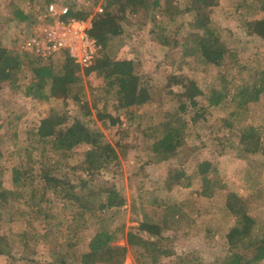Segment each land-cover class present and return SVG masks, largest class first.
Returning <instances> with one entry per match:
<instances>
[{
	"label": "rangeland",
	"instance_id": "rangeland-1",
	"mask_svg": "<svg viewBox=\"0 0 264 264\" xmlns=\"http://www.w3.org/2000/svg\"><path fill=\"white\" fill-rule=\"evenodd\" d=\"M51 2L58 7L70 4L89 7L93 10L91 14L102 5V0ZM186 2L162 0L156 8L129 10L122 21L123 33L112 42L114 56L135 59L137 77L153 90L152 100L133 108L130 114L117 111L113 105L114 94L106 92V81L95 72L84 76L83 99L91 103L95 99L100 105L104 98L109 102V110L115 117L108 126L99 120L97 126L114 144L120 159L119 164L110 163L95 180H89L88 186L98 189L114 184L125 195L126 203L103 210H81L72 218L76 205H63L53 189H49L39 213L31 203V186H25L17 194L9 192L7 203H0V243L5 249L0 253V264H42L49 260L54 264L56 256L67 251L69 238L75 235L81 252H87V241L98 228L114 231L117 236L114 243L128 247L126 263H136L137 245L145 244L151 248L152 256L164 264H210L226 253L231 229L243 224L246 215L255 218L250 237L254 239L262 232L264 150L243 155L240 127L247 122L264 126V93L244 105L238 104L236 95L243 87L251 86L259 70L264 68V39L248 32L250 21L264 16V10L257 8L252 0H219L212 8L211 18L227 51L220 63H214L196 54L183 56L184 42L190 39L189 45H193L199 30L195 27L194 12L185 10ZM14 4L32 10L38 22L33 25L30 21L5 18ZM48 6L45 0H0V44L28 50L26 47L35 31L39 33L49 20ZM175 37L177 42L173 40ZM61 54L57 52L50 57L56 66ZM171 73L195 79L205 91L217 87L225 88L229 94L218 105H209L201 97L198 107L204 105L202 108L196 110L190 105L191 108L176 114L182 117H168V112L178 110L182 91L179 84L172 86L175 92L165 87ZM30 77L31 71L25 70L18 81L0 84V183L7 190L13 189L12 167L17 162L31 168L30 172L60 173L82 160L89 146L79 142L69 151L44 152L35 139L27 137V131L42 116L66 110L61 97L37 100L26 96L17 83H26ZM91 88L97 89L95 94ZM70 106L80 111L79 104L70 103ZM10 113L21 115L16 126L17 137L11 133L13 129L8 123ZM224 117L233 121L231 126L226 125ZM10 119L14 117L11 115ZM73 119L74 111L69 122ZM164 120L172 124L187 123L186 135L171 159L156 162L149 144L151 138H147L145 130L159 135L160 123ZM261 140L264 147V132ZM204 160L210 164L202 170L200 165ZM175 167L184 169L190 176L188 185L170 184L168 174ZM104 196L102 192L100 197ZM146 212L166 220L162 240L138 228L139 218ZM45 213L51 217L45 218ZM54 215L64 223L55 237ZM128 233L134 243H130ZM101 255L97 254L96 258ZM93 259L85 255L83 263L72 258L68 264H92ZM246 264H264V258Z\"/></svg>",
	"mask_w": 264,
	"mask_h": 264
},
{
	"label": "trees",
	"instance_id": "trees-1",
	"mask_svg": "<svg viewBox=\"0 0 264 264\" xmlns=\"http://www.w3.org/2000/svg\"><path fill=\"white\" fill-rule=\"evenodd\" d=\"M252 1L255 2L257 8L264 10V0ZM45 2L48 5L51 0H45ZM218 2L219 0H187L185 10L194 12L195 27L199 30L193 38V45H189L190 39L184 42L183 56L196 54L206 62L214 63H220L224 59L227 47L219 31L212 24L211 18L212 8ZM101 4L102 10H97L94 13L92 26L89 29L90 34L99 42L100 48L93 62L86 67H81L66 50L62 51L61 61L56 66L52 58L46 59L30 50L13 49L0 44V84L6 81L16 82L21 73L29 70L31 71L29 81L23 84L17 83L19 89L26 96L37 100H47L52 96L61 97L66 105V110L54 111L42 116L38 123L27 131V137L31 136L35 139L44 152L49 149L69 151L79 142H86L89 145L82 160L60 173L54 171L53 174L49 170L40 173L30 172L31 168L22 162H17L12 167L13 189L7 190L0 183V203H7L9 192L17 194L28 185L31 186V203L36 207L34 210L36 213L40 212L41 204L47 198L49 189H53L54 194L63 200V205L69 203L76 205V210L71 213L72 218L81 210H103L126 203L125 195L114 184L100 186L98 189L88 186L89 180H95L97 175H100L110 163L119 164L120 159L114 144L107 139L102 128L97 126L98 120L105 126L112 123L115 116L109 110V102L104 98V102L100 105L95 99L92 103L87 98L83 99V94L85 96L84 76L95 72L106 81V92L114 94L113 105L117 111L130 114L133 112V108L152 100L153 90L137 77L135 59L114 56L111 53V46L113 40L123 33L122 21L126 18L129 10H148L149 6L156 8L162 4V0H102ZM92 11L89 7L70 4L66 15L87 18ZM5 18L19 22L30 21L33 25L38 22L32 10H26L17 4L10 6ZM1 21L2 17H0ZM248 32L264 39V16L250 21ZM37 33L38 31H35V34ZM173 40L177 42L178 39L175 37ZM167 79L165 87L170 92H175L172 87L174 84H179L182 87L179 94L181 104L175 112H168L166 114L168 117L175 116L181 111L184 112L187 108L196 107V110L202 108L204 105L198 107L201 97H204L209 105H218L229 94L225 88L211 87L205 91L195 79H187L176 73L169 74ZM96 90L91 88L93 93ZM263 93L264 68L259 70L258 77L251 86L243 87L235 95L239 99L238 104L244 105L259 99ZM70 103L79 104L80 111L76 112ZM190 105L191 107H189ZM73 111L74 119L69 122ZM11 115L14 119H10ZM176 116L182 117L181 115ZM195 116L197 114L193 115V119ZM20 118L19 113H10V116L9 114L7 116L8 123L13 129L11 133L15 137L18 136L16 126ZM224 118L226 125L231 126L233 121L230 118ZM160 124L159 135L145 130L147 138H151L149 144L156 162L171 159L177 153V149L185 139L187 129L185 122L172 124L164 120ZM263 132L264 126L253 122H247L240 127V146L243 155L248 156L264 150L261 145ZM33 162L37 161L33 160ZM208 164L210 161L204 160L200 167L204 170L203 166ZM189 178L186 171L179 167H175L168 174L170 184L176 182L188 185ZM102 192L105 193L103 199L100 197ZM160 205H164V202L159 203ZM44 217L51 216L49 213H45ZM56 217L57 215H54V237L61 232V225H64L62 220L55 219ZM254 219L252 215H246L243 224L233 226L230 231V245L226 253L211 261L210 264H246L264 258V229L256 238L250 237ZM165 223V219L156 217L154 213L146 212L143 218H139L138 228L147 232L149 236H159L162 240L165 238L163 234ZM76 232L78 231L75 229ZM73 233L74 231L72 235ZM115 238L117 236L114 231L108 228H98L87 241V252L82 253L79 238L76 235L72 236L67 241L69 246L67 251L58 254L54 264H68L72 258L83 263L85 255L93 256L92 264H96L98 261H105L107 264H164L152 256L151 248L145 244L137 245L138 248L134 252L136 263H126L125 256L128 247L114 243ZM132 239L133 237L129 234L130 243H134ZM4 252L5 249L0 243V253ZM99 253L102 254L101 257L96 258ZM150 257L154 259H150ZM42 264H53V262L43 261Z\"/></svg>",
	"mask_w": 264,
	"mask_h": 264
},
{
	"label": "built area",
	"instance_id": "built-area-1",
	"mask_svg": "<svg viewBox=\"0 0 264 264\" xmlns=\"http://www.w3.org/2000/svg\"><path fill=\"white\" fill-rule=\"evenodd\" d=\"M98 10L102 7L99 6ZM48 11L49 20L42 25L39 33L33 35L26 48L46 59L66 50L81 67L90 65L100 48L97 39L89 32L94 14L76 18L66 15L69 6L58 7L52 2Z\"/></svg>",
	"mask_w": 264,
	"mask_h": 264
}]
</instances>
